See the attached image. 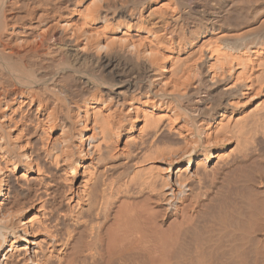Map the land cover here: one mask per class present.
<instances>
[{
  "label": "bare ground",
  "instance_id": "6f19581e",
  "mask_svg": "<svg viewBox=\"0 0 264 264\" xmlns=\"http://www.w3.org/2000/svg\"><path fill=\"white\" fill-rule=\"evenodd\" d=\"M0 264H264V0H0Z\"/></svg>",
  "mask_w": 264,
  "mask_h": 264
}]
</instances>
